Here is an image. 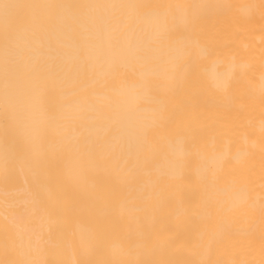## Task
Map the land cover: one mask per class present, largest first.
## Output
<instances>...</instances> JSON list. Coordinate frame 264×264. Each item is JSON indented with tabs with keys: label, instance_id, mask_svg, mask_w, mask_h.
<instances>
[{
	"label": "bare ground",
	"instance_id": "obj_1",
	"mask_svg": "<svg viewBox=\"0 0 264 264\" xmlns=\"http://www.w3.org/2000/svg\"><path fill=\"white\" fill-rule=\"evenodd\" d=\"M0 264H264V0H0Z\"/></svg>",
	"mask_w": 264,
	"mask_h": 264
}]
</instances>
